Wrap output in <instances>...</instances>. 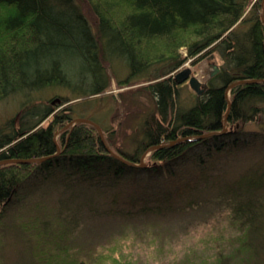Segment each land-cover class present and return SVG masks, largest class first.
<instances>
[{"label": "trees", "instance_id": "obj_1", "mask_svg": "<svg viewBox=\"0 0 264 264\" xmlns=\"http://www.w3.org/2000/svg\"><path fill=\"white\" fill-rule=\"evenodd\" d=\"M262 1L0 0V102L20 98L16 116L0 123V161L50 157L59 149L42 162L0 164V219L25 180L47 167L60 169L52 181L63 175L58 181L65 187L73 179L68 165L82 187L79 197L74 189L59 201V213L66 214L55 215L54 226L36 219L26 227L37 231L32 256L40 258L43 242L67 259L69 225L83 214L124 219L217 204L226 209L233 235L225 251L199 264H264ZM183 47L185 57L178 53ZM209 55L220 59L219 72L203 94L189 91L190 106L180 105L182 86L171 74ZM113 62L126 70L117 86L144 83L138 92L151 104L132 135V152L115 146L112 129L83 114V102L105 92L116 76ZM236 81L248 83L231 86L227 96ZM55 90L65 94L56 95L57 102L45 98ZM77 117L97 123L107 147L129 163L139 164L148 152V164L117 160L92 124L68 126ZM224 126V133L197 138ZM186 162L193 165L183 170ZM126 183L137 187L127 192ZM160 186L165 189L154 194ZM101 260L99 254L89 262Z\"/></svg>", "mask_w": 264, "mask_h": 264}, {"label": "rangeland", "instance_id": "obj_2", "mask_svg": "<svg viewBox=\"0 0 264 264\" xmlns=\"http://www.w3.org/2000/svg\"><path fill=\"white\" fill-rule=\"evenodd\" d=\"M262 6L264 10V1ZM178 53L185 57L186 48H180ZM193 60L194 58L185 61L171 74L172 77L174 78L179 71L189 68L191 75L201 83H206L213 70L211 65L215 64L218 68L222 65L216 56L212 58L209 55L198 61ZM113 64L116 76L111 79L109 88L102 94L85 100L83 104H87L88 108L83 110V114L95 121L99 120L106 129H112L116 138L115 146L132 152L134 149L132 135L138 132L140 118L151 104L144 93L138 92V88L144 83L117 86L116 80L123 79L126 70L120 62ZM180 86H182L179 89L180 105L188 107L192 101L189 93L191 89L186 81ZM63 94L64 91L55 90L49 92L45 98L57 102V96ZM19 107V97H11L0 102V123L16 116ZM77 109L81 110L80 107ZM144 154L146 158L148 152ZM186 163L191 164L183 166V170L193 165V162ZM143 164L147 165L148 161L144 159ZM56 167V165L47 167L44 174L39 172L36 174L37 177L30 176L25 180L18 195L5 209L0 219V264H78L79 261L90 264V257L95 260L99 254L104 257V260H101L103 264H120L123 263L122 260L136 264H199L205 256L209 257L217 250L227 249V238L233 235V229L227 218L226 209L221 205L210 204L199 211L156 213L161 209L148 210L124 219L91 215L88 217L83 214L78 216L77 222L72 220L75 223L69 225V230L72 231V246L67 252V259L62 254L64 252L57 254L58 249L53 247V244L47 243L43 246V242L38 244V248L43 251L37 255L40 258L36 259L31 252L35 250L33 233L37 231L33 229L31 232L26 227L36 219L40 224L45 220L50 226H54L55 215H60L63 219L66 214L63 210L59 213V201L66 199L69 192L74 189L79 197L82 189L76 183L79 175L68 165L66 167L68 174L73 177L70 178L68 185L65 184L64 187V182L58 181L63 175L53 182L52 174L60 170ZM65 174L66 172L64 176ZM126 186L130 185L126 183ZM130 187L126 189L127 192L133 191L137 186ZM162 189L165 188L157 187L154 194H158ZM129 194L125 193L127 196ZM19 225H24V228ZM32 227L31 225L30 229Z\"/></svg>", "mask_w": 264, "mask_h": 264}, {"label": "water", "instance_id": "obj_3", "mask_svg": "<svg viewBox=\"0 0 264 264\" xmlns=\"http://www.w3.org/2000/svg\"><path fill=\"white\" fill-rule=\"evenodd\" d=\"M262 17H264V11H263V14H262ZM213 58V56H212ZM213 70L212 72L210 73V77L216 75L218 72H219V68L217 67V65L215 64H212L211 65ZM174 81L176 84H181L183 82H187L188 83V86L189 88L196 94V95H201L203 94L207 88H208V85L207 83H201L195 76L191 75V70L189 68H185L181 71H179L178 73L175 74L174 76ZM239 83H248L246 81H236L234 82L233 84H231L228 89H227V92H226V95L228 93V90L231 86L235 85V84H239ZM228 113V109L226 111V114H225V118H226V115ZM225 118H224V121H225ZM78 122H85V123H89V124H92L96 129H97V132L99 134V137L101 139V141L104 143V145L106 146V149L108 150V152L114 157L116 158L117 160H120L122 162H125L127 164H130V165H133V166H136V167H143L144 164H143V160L145 159V155L144 154L141 158V161L139 164H132V163H129L127 162L126 160H124L121 156L115 154L114 152H112L106 145L105 143V140H104V137H103V134H102V131L100 129V127L92 122L91 120L89 119H86V118H82V117H79V118H75L73 119L71 122H69L68 126H73L74 124L78 123ZM225 131V129L223 128V131L219 132V133H205V134H202L200 136H198L197 138L200 140V139H205V138H208V137H211L212 135L214 134H221ZM181 139L183 138H178L174 141H172L170 144H174L178 141H181ZM154 148V147H153ZM59 152V149L57 148V152L50 156V157H43V158H39V159H19V160H4V161H0V164H3V163H6V162H16V163H29V162H42V161H45L49 158H52L54 156H56Z\"/></svg>", "mask_w": 264, "mask_h": 264}]
</instances>
